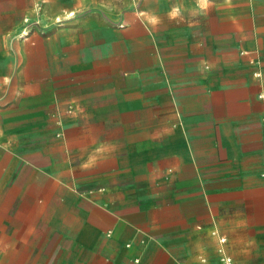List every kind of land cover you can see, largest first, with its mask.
Here are the masks:
<instances>
[{
	"label": "crops",
	"instance_id": "crops-1",
	"mask_svg": "<svg viewBox=\"0 0 264 264\" xmlns=\"http://www.w3.org/2000/svg\"><path fill=\"white\" fill-rule=\"evenodd\" d=\"M220 247L264 264V0H0V264Z\"/></svg>",
	"mask_w": 264,
	"mask_h": 264
},
{
	"label": "built area",
	"instance_id": "built-area-1",
	"mask_svg": "<svg viewBox=\"0 0 264 264\" xmlns=\"http://www.w3.org/2000/svg\"><path fill=\"white\" fill-rule=\"evenodd\" d=\"M71 16H73V13H69L66 17L46 16L44 14L42 6L38 4L35 8V15L27 16L23 19L20 33L23 36H28L35 31L45 33L50 26L61 25L66 19L70 18ZM220 241L223 243L225 241V238H221ZM219 260L221 264H235L233 257L226 253L224 247L219 248Z\"/></svg>",
	"mask_w": 264,
	"mask_h": 264
},
{
	"label": "rangeland",
	"instance_id": "rangeland-1",
	"mask_svg": "<svg viewBox=\"0 0 264 264\" xmlns=\"http://www.w3.org/2000/svg\"><path fill=\"white\" fill-rule=\"evenodd\" d=\"M239 14H240L241 16H242V15H246V14H248L247 6H240Z\"/></svg>",
	"mask_w": 264,
	"mask_h": 264
}]
</instances>
